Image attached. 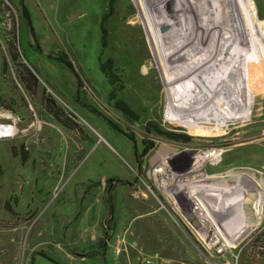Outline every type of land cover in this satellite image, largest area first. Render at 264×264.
<instances>
[{"label": "rangeland", "instance_id": "obj_1", "mask_svg": "<svg viewBox=\"0 0 264 264\" xmlns=\"http://www.w3.org/2000/svg\"><path fill=\"white\" fill-rule=\"evenodd\" d=\"M197 1L24 0L32 34L19 0H0V124L14 127L0 134V264H264V203L259 215L255 203L242 205L254 227L234 249L223 242L240 224L228 195L213 196L217 206L209 207L231 239L176 204L186 191L179 184L193 193L197 183L264 193V97L225 136L168 121L172 101L149 38L172 18L203 14ZM216 1L224 37L247 31L263 44L264 0ZM28 63L39 73L31 93L17 79ZM46 94L79 132L46 111ZM162 147L174 150L156 161ZM216 150L219 163L196 173L198 157Z\"/></svg>", "mask_w": 264, "mask_h": 264}, {"label": "bare ground", "instance_id": "obj_2", "mask_svg": "<svg viewBox=\"0 0 264 264\" xmlns=\"http://www.w3.org/2000/svg\"><path fill=\"white\" fill-rule=\"evenodd\" d=\"M198 1L199 8L198 6L196 7L198 9L201 8L203 14H200L199 10H197L195 19L192 21L172 18L156 34L155 38L153 37L152 41L149 38V42L153 47L160 71L164 73L163 82L165 81L167 102L170 98L172 101L169 115L167 116L168 121L183 126L192 132L204 134L216 132L225 136L226 127L251 119L256 111L257 98L259 96L261 98L264 97V38L262 37L263 42L262 40L261 42L263 44L260 45V41L254 36V33L249 34L247 31L240 30L238 32L236 29L235 34L237 37H224L223 28H226V25H223L222 22L224 13L217 5V1L209 0L212 5L206 0ZM242 5L247 6L248 4L246 5L242 1ZM179 12H184V10ZM201 15H205L204 22L199 20ZM246 20L251 22L250 25H257V21H251L252 18L250 19V16ZM260 26L261 24L258 25V27ZM250 47L251 49L253 48V51H250ZM259 50L262 51L259 53ZM258 67L261 72H259ZM9 131V126L0 124V134H6ZM162 155H159L156 161ZM221 156V151L216 150L198 157L194 164L196 173L209 161H211L212 165H217ZM162 166L167 168L170 166V162L164 161ZM155 172H163V169L159 168ZM196 173H194L195 177H197ZM194 183L192 182V184ZM194 187L199 188L195 193L185 187L184 184H179L178 193H181L182 190H186L183 192L185 196L190 193L189 198L199 206L201 215L209 222H212L218 233L223 234V238L220 237L222 240L225 239V230L220 224L222 222L219 223L215 219L209 205L212 208L217 206L213 203L215 200L213 196L215 195H228L226 197L230 201L233 200L231 207L235 211L238 210L236 214L240 217V224H235L233 222L234 218L230 219L234 223L236 231L231 234L234 236L232 240L226 239L227 241H223L228 248H237L241 240L254 227V225L249 223L248 218L243 216L242 205L255 203V214L259 215L260 208L264 203V193L258 192L256 194L258 198H256L255 195L246 190L244 191L240 185L234 188H223L219 192L209 190L212 187L206 183H197ZM215 190L218 191L219 189ZM233 203L237 207H233ZM220 208L223 211L226 209ZM240 232L242 234L236 237ZM225 236L230 239L232 237L227 234Z\"/></svg>", "mask_w": 264, "mask_h": 264}, {"label": "trees", "instance_id": "obj_3", "mask_svg": "<svg viewBox=\"0 0 264 264\" xmlns=\"http://www.w3.org/2000/svg\"><path fill=\"white\" fill-rule=\"evenodd\" d=\"M19 7H20V12L19 13H20L21 20H22V17H23V19L30 26L31 32H32L33 30H32L31 15H30V12H29L28 8L24 4V0H19ZM32 34H33V32H32ZM34 38H35V35H34ZM58 61L61 64H65V66H68V67L72 68L71 63L69 61H67V60L65 61L62 58V56H60L58 58ZM18 66H19L20 69L18 70L17 79L22 84V87L24 89H26L29 93L35 92L36 89L38 88V85H37L38 84V80H39L38 70L31 63H28L27 65L21 64V65H18ZM102 70H104L103 66H102ZM106 76L108 78V81L111 84H113L115 82L116 79H115L114 74H109L108 72H106ZM43 104L45 106L46 111L55 120L60 122L61 125H63L65 128L73 131L74 133L76 131H78V132L80 131V127L68 115H66L62 111V109L56 104V102L54 101V99L50 95L46 94V95L43 96ZM164 135H167V136H169L170 139L172 138L174 140V138L171 136L170 133H165ZM108 187H109V184L106 183L105 191L107 190ZM110 199H114V198L111 196ZM6 210L9 213L12 212L8 207H6Z\"/></svg>", "mask_w": 264, "mask_h": 264}, {"label": "built area", "instance_id": "obj_4", "mask_svg": "<svg viewBox=\"0 0 264 264\" xmlns=\"http://www.w3.org/2000/svg\"><path fill=\"white\" fill-rule=\"evenodd\" d=\"M8 126L11 127L10 131L13 132L14 127L11 124H8ZM180 197H183V198H178V200H176V204L178 207V211L181 215H193L197 210L200 211L199 206L196 204V202H194L192 199H190L188 197V195H186V196L182 195ZM206 203L208 204V202H206ZM186 224L189 228H191V229L194 228L193 225L189 221H187ZM193 224H194V222H193Z\"/></svg>", "mask_w": 264, "mask_h": 264}, {"label": "water", "instance_id": "obj_5", "mask_svg": "<svg viewBox=\"0 0 264 264\" xmlns=\"http://www.w3.org/2000/svg\"><path fill=\"white\" fill-rule=\"evenodd\" d=\"M174 148H166V147H162L160 150H159V154H165V153H168V152H171L173 151ZM158 158V157H156Z\"/></svg>", "mask_w": 264, "mask_h": 264}, {"label": "crops", "instance_id": "obj_6", "mask_svg": "<svg viewBox=\"0 0 264 264\" xmlns=\"http://www.w3.org/2000/svg\"><path fill=\"white\" fill-rule=\"evenodd\" d=\"M38 36V35H37ZM47 119H45V122H46ZM49 120V119H48ZM47 124V123H46ZM48 126H50L51 124H47Z\"/></svg>", "mask_w": 264, "mask_h": 264}]
</instances>
